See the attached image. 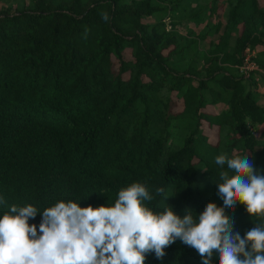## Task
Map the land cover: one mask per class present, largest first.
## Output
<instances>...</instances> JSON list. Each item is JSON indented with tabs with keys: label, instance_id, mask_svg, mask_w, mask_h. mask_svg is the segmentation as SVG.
<instances>
[{
	"label": "trees",
	"instance_id": "16d2710c",
	"mask_svg": "<svg viewBox=\"0 0 264 264\" xmlns=\"http://www.w3.org/2000/svg\"><path fill=\"white\" fill-rule=\"evenodd\" d=\"M0 2V216L30 203L39 229L59 200L110 205L141 182L154 211L198 217L223 205L210 195L222 182L218 154L246 155L264 175L259 0ZM247 46L262 49L244 75ZM227 215L242 237L264 224L239 203ZM165 253L145 264H202L179 239Z\"/></svg>",
	"mask_w": 264,
	"mask_h": 264
},
{
	"label": "clouds",
	"instance_id": "9594fccd",
	"mask_svg": "<svg viewBox=\"0 0 264 264\" xmlns=\"http://www.w3.org/2000/svg\"><path fill=\"white\" fill-rule=\"evenodd\" d=\"M102 18L108 21V13ZM215 163L223 205L208 202L198 217L188 209L182 217L172 207L154 211L145 202L155 197L141 182L121 188L110 205L59 200L42 209L39 229L29 219L41 209L12 204L0 216V264H145L148 254L162 259L177 239L193 248L202 264H211L214 256L218 264H264V224L242 237L227 215L239 203L250 217H264V175L246 155L220 153ZM164 192L155 189L156 195Z\"/></svg>",
	"mask_w": 264,
	"mask_h": 264
},
{
	"label": "rangeland",
	"instance_id": "374dc122",
	"mask_svg": "<svg viewBox=\"0 0 264 264\" xmlns=\"http://www.w3.org/2000/svg\"><path fill=\"white\" fill-rule=\"evenodd\" d=\"M260 1V3L261 4H264V0H259ZM0 4H1V2H0ZM186 23H187V21H184V22H182V24H181V26H180V30L181 31H185V25H186ZM196 30L195 31H197L198 30V27H196L195 28ZM206 45V42H203L202 41V44L200 45V46H205ZM258 48H260V46H258L257 48H256V50L258 49ZM126 55L127 56H129V54L128 53H126ZM259 93H260V98H261V100L262 101H264V97H263V95L261 94L262 93V88L260 87V90H259ZM178 105L180 106V105H182V102H181V100H178ZM220 106H218L217 104H215V105H207V109L208 110H216V111H219L220 110ZM217 127H216V125H212L211 126V128H210V130H209V136H210V139H213L215 136H216V133H217ZM217 189H218V187L217 188H215V189H212L211 190V192H210V195H211V198L212 199H219V196L217 195Z\"/></svg>",
	"mask_w": 264,
	"mask_h": 264
},
{
	"label": "built area",
	"instance_id": "2783aa9c",
	"mask_svg": "<svg viewBox=\"0 0 264 264\" xmlns=\"http://www.w3.org/2000/svg\"><path fill=\"white\" fill-rule=\"evenodd\" d=\"M256 53V48L246 47L244 50L243 62L239 64V69L244 75H248L249 71L258 68L252 57Z\"/></svg>",
	"mask_w": 264,
	"mask_h": 264
},
{
	"label": "crops",
	"instance_id": "0c3cea01",
	"mask_svg": "<svg viewBox=\"0 0 264 264\" xmlns=\"http://www.w3.org/2000/svg\"><path fill=\"white\" fill-rule=\"evenodd\" d=\"M259 49H260V50L262 49V48H261V46H260V48H259ZM259 49H258V50H259Z\"/></svg>",
	"mask_w": 264,
	"mask_h": 264
}]
</instances>
